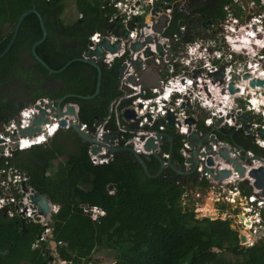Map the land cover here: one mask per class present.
Segmentation results:
<instances>
[{
  "label": "trees",
  "instance_id": "trees-1",
  "mask_svg": "<svg viewBox=\"0 0 264 264\" xmlns=\"http://www.w3.org/2000/svg\"><path fill=\"white\" fill-rule=\"evenodd\" d=\"M74 1L79 16L67 22L63 18L66 0H0V53L8 45L21 14L34 4L48 30L37 53L53 68L83 56L93 33L106 32L113 24L109 22L112 8L106 6V0ZM254 1L262 4V0ZM231 2L219 0V11L211 17L224 19V7ZM261 6L264 8V4ZM42 35L38 15L28 14L11 48L0 57V123L14 118L39 98L57 101L66 94L87 95L96 90L98 69L94 66L76 60L60 73L51 74L36 59L32 46ZM120 69L118 60L112 66L102 64L100 93L90 99L73 96L65 101L78 103L79 119L90 130L110 114L112 101L123 94ZM130 102L123 99L121 107ZM110 116L108 125L117 130L114 113ZM200 127L205 126L201 123ZM166 130L173 136L171 159L184 165L182 136L171 126ZM170 144L164 137L161 150L169 152ZM89 150L90 144L82 141L78 153L67 152L56 134L47 143L15 151L10 158L9 165L15 163L27 170L30 184L59 204L50 226L53 239L62 241V259L70 264H101V258L93 254L114 249L118 264H264V239L242 246L231 219L198 217L194 207L183 203L185 182L193 180L208 186V180L178 174L171 166L151 177L126 151L114 153L109 162L95 164ZM256 150L264 154V149ZM65 154L68 161L51 172L54 160ZM147 165L151 173L160 169L156 157L147 160ZM94 207L104 213L94 218V210L90 209ZM44 229L41 223L18 215L11 217L0 209V264H41L47 241L37 244V239Z\"/></svg>",
  "mask_w": 264,
  "mask_h": 264
},
{
  "label": "built area",
  "instance_id": "built-area-1",
  "mask_svg": "<svg viewBox=\"0 0 264 264\" xmlns=\"http://www.w3.org/2000/svg\"><path fill=\"white\" fill-rule=\"evenodd\" d=\"M106 1V6L112 8L109 22L113 24L106 32L93 33L89 48L83 56L98 60L99 56L91 54V51L101 39L108 38L111 42L120 39L121 47L117 52L104 51L102 64L112 66L118 60L121 64L120 71L123 64H126L123 74L120 75L123 94L112 101L110 114L102 119V123L98 122L96 127L90 130L88 125L81 121L82 128L100 139L107 131L119 132L121 137L114 139V143L132 144L139 154L151 152L145 148V144L150 136H155L158 150L166 162L171 159V153L161 150L163 140L158 142L156 131L166 130L171 126L182 136L180 153L184 157V165H181L184 169L193 166L188 160L194 147L189 139L191 133L197 131L203 136L209 132V137L214 136L215 140L209 139L200 146L195 174L197 179H206L210 185L195 184L193 180L185 182L183 203L194 207L192 200L201 199V208L213 193L215 214L224 212L225 217L222 219L232 220L230 215L238 218V224L242 227L238 230L240 237L241 234L246 237L245 241L240 240L242 246H251L264 239V195L262 188L255 185L256 178L250 174L252 169L264 167V154L256 150L264 149V136L260 133L264 130V84L250 83L253 79H264V50H260V47H264V16L261 12L254 13L238 31L236 25L239 24L240 15L238 12L235 14L234 6L239 8L240 1L232 0L224 7L225 18L220 19L224 31L222 40L219 42L216 38H209L205 42L204 39H194L188 34L186 24L181 23L183 20L180 14L184 10L178 5V0ZM254 2L257 5L256 1ZM164 15L167 16V21L162 30L157 31L155 24ZM124 30H128L127 36L123 35ZM247 32L249 34L245 37L244 33ZM254 33L256 36L253 38L260 42L254 41L257 46L251 44V48H247L245 38L251 39ZM149 36L152 40L147 42ZM137 41L142 42L143 47L134 50L132 44ZM158 42L162 45L163 53L157 48ZM130 57L134 60L140 58L142 68L150 65L157 67L162 75L158 85L145 87L139 82H134L131 77L134 76L135 80L139 81L141 68L134 67ZM221 68H224L222 79L214 76ZM246 73L249 76L244 78ZM237 75L241 79H236ZM230 83L234 84V91L230 90ZM123 99H131V102L121 107ZM50 102L56 105L54 100L39 98L24 106L14 118L0 123V146L4 147L0 150V161H3L0 163V209H4L11 217L18 215L26 221L41 223L45 229L39 235L37 244L47 241L45 246L51 242L52 228L39 204L33 199L37 190L30 184L27 170L15 163H9L12 162L10 158L15 151L47 143L62 128L70 129V120H74V116H57L56 109L52 110L50 106H46ZM70 104H73L72 101L66 102L63 110ZM42 108L47 111L45 116L48 121L43 124L41 131L34 135L22 134V129L33 125L34 117L40 114ZM76 108L79 110V105H76ZM127 109L134 110L136 116L126 117ZM111 112L116 117L117 130H112L108 125ZM170 113L174 116L172 124L169 120ZM245 115L251 117L247 119ZM62 118L67 119V126L60 124ZM189 118H193L195 122L190 124ZM157 122L160 123L155 128ZM201 123L204 128L200 127ZM127 132L133 135L126 137L124 134ZM234 132L239 134L238 137L233 136ZM225 150L228 151L229 157L221 154ZM89 152L95 164L109 162L113 157V153L104 146L95 153L90 147ZM209 158L213 159V164H209ZM235 162L245 168L243 175L235 166ZM222 169L231 170V174L217 179L215 174ZM205 191L209 192L206 199ZM49 204L51 215L58 212L59 204L51 200ZM199 207H194L198 217L201 213ZM90 209L104 213L97 207ZM93 217L96 218L97 215ZM58 244H61V241H58ZM60 252L58 247L53 261L60 258ZM53 261L51 264H55Z\"/></svg>",
  "mask_w": 264,
  "mask_h": 264
},
{
  "label": "water",
  "instance_id": "water-1",
  "mask_svg": "<svg viewBox=\"0 0 264 264\" xmlns=\"http://www.w3.org/2000/svg\"><path fill=\"white\" fill-rule=\"evenodd\" d=\"M30 13H36L38 15V17L40 19L42 30H43L42 37L34 42V44L32 46V52H33L34 56L36 57V59L39 62H41L50 71L51 74L60 73L69 64H71L73 61H76V60L86 62V63H88V64H90V65H92L98 69L97 87H96V90L93 94L82 95V94L70 93V94H66V95L60 97L56 101L55 106L52 105L51 102L46 104V106H50L52 110L56 109V115L57 116H64L65 114H69V115L74 116L75 119L70 120V129H72L75 133H77V135L82 139L83 142L90 144L92 152H94V153L98 152L99 150H101V147L104 146L108 149V151L110 153H113V154L118 152V151H126L127 153H131L136 157L138 162L142 165L144 171L151 177H157V176L161 175L165 167L171 166L178 174L194 175V178H197V174H195V170H196L197 163H198L197 154L199 152V148L203 144L204 141H208L209 139L215 140L214 136L209 137V132H207L203 136H200L197 131H193L191 133L189 139L192 142L194 147L192 150V156L188 160L193 163V166L190 169H184L181 165H177V161H173L172 159H169L168 161L165 162L162 154L158 150V144L155 141L156 140L155 136H150L148 138L146 144H145V148L151 152L139 154L135 151L132 144L131 145H127V144L116 145L114 143V139H119L121 137V134L119 132L107 131L103 134L102 138L100 139V138H97L96 135L91 134L89 131L82 128V124H81V121H80L79 115H78V110L76 108V105H78L77 102H72L73 104L68 105L66 107V110H63V106L66 103L65 101L69 97H73V96L75 97L76 96V97H80V98L90 99V98H93L94 96H96L97 94L100 93L101 84H102V60L104 58V51L109 50L110 52H117L121 47V45H120L121 40L120 39H118L117 41H114V42H111L108 38L101 39V41L96 45V48L91 51L92 52L91 54H95V55L99 56L98 60L96 58H90L87 56H79V57H75V58L70 59L61 68H53L37 53V50H36L37 46L45 41V39L48 35V30L45 26V22H44V18L42 17V14L39 12V10L33 4V6L31 8L26 10L19 17L18 22L15 26L14 32L12 34V37H11L8 45L6 46V48L0 53V57L4 56L8 52V50L11 48L12 44L14 43V41L17 37V34H18L19 29H20L22 21ZM166 21H167V16L166 15L162 16L160 21L157 24H155V29L157 31H161L162 27H163V25H165ZM201 21H202V19L200 18L197 21H193V23L196 25V24H198L197 22H201ZM210 22H211L210 20H205L203 22V24L209 25ZM181 23H184V21H182ZM123 35L127 36L128 30H124ZM151 40H152V37L149 36L147 38V42H150ZM142 47H143V43L139 42V41L134 42L132 44V48L134 50H139ZM157 48L161 53L164 52L162 45L159 42L157 43ZM146 52L147 53L149 52V48L146 49ZM87 55H89V53H87ZM129 59L132 62L134 67H136L137 69L141 68L140 73H139V78H140L139 81H136L134 76L131 77V79L134 82H139L145 87H149L152 85H158V80L160 79V77L162 75L159 72V69L157 67L150 65V66H147L145 68H142L143 64H142L140 58L134 60L130 57ZM123 67L125 68L126 64H123ZM123 67H122V70L120 71V75L123 74ZM223 73H224V68H221L219 70V72H216L214 74V76L222 79ZM248 76H249L248 73L244 74V78H247ZM235 78L238 80L241 79V77L238 75ZM250 83H251V85H255V84L263 85L264 79H253ZM230 90L231 91L235 90L233 83H230ZM46 112H47L46 109L42 108L40 110V114H37L34 117L33 125L31 127L22 129V131H21L22 134L28 133L30 135H34L37 132L41 131L43 124L48 121V117L45 116ZM125 115H126V117L131 118V117L136 116V113L132 109H127L125 112ZM244 117L248 119L251 116L245 115ZM169 120H170L171 124L174 123V116L172 113L169 114ZM99 122L102 123L103 120H100ZM188 122L190 124H192L195 121L193 118H189ZM218 123H219V121L216 124H218ZM60 124L62 126H67V124H68L67 119L62 118L60 121ZM0 129H2V126H0ZM260 133L262 136H264V130H261ZM156 135H157L158 142L162 141L164 137L169 139V141L171 143L169 152L171 153L173 151V136H171V134L167 130H158V131H156ZM2 149H4V147L0 146V150H2ZM221 154L225 157H229V153L227 150L222 151ZM154 157H156L160 161V169L156 173H151L149 170V167L147 165V160H150ZM208 162H209V164H213V159L209 158ZM235 166L240 171V173L243 175L245 168L243 166H241L239 164V162H235ZM207 170L209 172H212V170L210 168H207ZM230 174H231V170L222 169V170H218V172L215 174V177L217 179H222V178L228 177ZM250 174L256 178L255 185L258 188H262V194L264 195V167L261 166L259 168H254L251 170ZM33 199H34V201H36L39 204L42 212L46 215L47 221L50 222L52 220V215L50 214L49 197L46 194H41L37 191L36 194H34ZM37 219L39 220L40 217L38 216ZM245 240H246L245 235L241 234V241H245ZM51 244L56 246L57 241L55 239H52ZM45 252L47 255L42 260L41 264H43L45 262H51V261H53V259L56 258V254H57L56 249L51 248V247H46ZM49 252H52V253L49 254ZM46 258H49V259H47V261H46ZM55 264H66V261L61 259V257H60V258H57V260L55 261Z\"/></svg>",
  "mask_w": 264,
  "mask_h": 264
},
{
  "label": "rangeland",
  "instance_id": "rangeland-1",
  "mask_svg": "<svg viewBox=\"0 0 264 264\" xmlns=\"http://www.w3.org/2000/svg\"><path fill=\"white\" fill-rule=\"evenodd\" d=\"M239 1H240L239 5L241 6L242 10H240L238 8V6H236V5L234 6L235 14H236V12H238L240 14V16H238V18H239L238 23L239 24L236 25L238 31L242 27L245 26L247 21L253 16L254 13L261 12V15L264 16V8L261 5H256L253 0H239ZM66 2L68 3V6H67V8L63 14V18L65 21L70 22V21L74 20L76 18V16L79 15V13H78V10L76 8V4H75L74 0H66ZM263 3H264V0L262 1V4ZM224 22H226V20H224ZM247 29H249V27H247ZM57 136H58L59 144L63 148H65V150L67 152L78 153V151L80 150V147H81L82 139L80 137H78L72 129L62 128L60 130V132L57 134ZM67 161H68L67 154L58 157V159L54 160V168L50 171L52 172L53 170H56L59 167L60 163L65 164ZM56 166H58V167H56ZM208 194H209V192L205 191V196H206L205 199L207 198ZM210 197H213L212 193L210 194L209 198ZM201 201H202L201 199L192 200L194 207H196L197 205L199 207L203 203V202L201 203ZM205 204H203V206L201 208L199 207L200 208L199 211L201 213H199L198 215L200 217H203L204 214H207V215L210 214L211 215L210 218H217V217L224 218L225 217L224 212H219L216 214L214 213L215 212L214 204H212V207L214 208L213 213H210L209 208L205 207ZM230 216L233 218L232 219V226L235 228H238V230H240V228H242V227L238 224V218L236 216H234V217L232 215H230ZM57 248L58 247H54V249H56V250H57ZM51 253L52 252H49V254H51ZM116 254L117 253L114 249H102V250L96 252L95 254H93V257H100L101 258V264H118ZM46 255L47 254L45 252V256ZM47 259H49V258H46V261H47ZM53 262H55V261H53ZM68 264H70V263H68Z\"/></svg>",
  "mask_w": 264,
  "mask_h": 264
},
{
  "label": "flooded vegetation",
  "instance_id": "flooded-vegetation-1",
  "mask_svg": "<svg viewBox=\"0 0 264 264\" xmlns=\"http://www.w3.org/2000/svg\"><path fill=\"white\" fill-rule=\"evenodd\" d=\"M178 5L184 10L180 18L186 24L190 36L204 39L205 42L209 38H216L219 42L222 40L224 31L220 19L211 17L219 11V0H178ZM200 18L202 21L195 25L193 21ZM205 20L211 21L209 25L203 24ZM235 135L238 137L239 134L234 132L233 136L236 137Z\"/></svg>",
  "mask_w": 264,
  "mask_h": 264
},
{
  "label": "bare ground",
  "instance_id": "bare-ground-1",
  "mask_svg": "<svg viewBox=\"0 0 264 264\" xmlns=\"http://www.w3.org/2000/svg\"><path fill=\"white\" fill-rule=\"evenodd\" d=\"M246 34H249V32L244 33L245 37H247ZM254 36H256V33L252 34L251 39H250L249 36H248L249 38H245V41H244V42H245L247 48H251V44H253L254 41H256V42H260L259 40H255V38H253ZM212 194H213V193H212ZM213 200H214V196L208 198V200H207V204H205V207L209 208L210 213H213V212H214V208L212 207ZM209 205H210V206H209ZM214 213H215V212H214Z\"/></svg>",
  "mask_w": 264,
  "mask_h": 264
},
{
  "label": "clouds",
  "instance_id": "clouds-1",
  "mask_svg": "<svg viewBox=\"0 0 264 264\" xmlns=\"http://www.w3.org/2000/svg\"><path fill=\"white\" fill-rule=\"evenodd\" d=\"M91 42V41H90ZM253 44L255 45V46H257V44L256 43H254L253 42ZM260 50L262 51V50H264V47L262 46V47H260ZM30 149V148H29ZM28 150V149H27ZM50 200V199H49ZM93 211V210H92ZM97 213L98 212H95L94 211V215H97ZM99 214H101V213H99ZM51 222V221H50ZM53 239V237L51 236V239H50V241ZM61 245H62V241H61V244H58V241H57V245L56 246H54L53 244H51V242H50V244L48 245V246H45V248L46 247H51V248H54V247H60V249H61ZM46 257V256H45ZM61 257V256H60ZM62 259V258H61ZM64 260V259H63ZM66 262H68L67 260H65ZM69 263V262H68Z\"/></svg>",
  "mask_w": 264,
  "mask_h": 264
},
{
  "label": "crops",
  "instance_id": "crops-1",
  "mask_svg": "<svg viewBox=\"0 0 264 264\" xmlns=\"http://www.w3.org/2000/svg\"><path fill=\"white\" fill-rule=\"evenodd\" d=\"M78 16H79V15H78ZM78 16H76V18H77ZM76 18H75V19H76ZM75 19H74V20H75ZM72 21H73V20H72ZM59 132H60V131H59ZM59 132H58V133H59ZM58 133H57V134H58Z\"/></svg>",
  "mask_w": 264,
  "mask_h": 264
},
{
  "label": "snow or ice",
  "instance_id": "snow-or-ice-1",
  "mask_svg": "<svg viewBox=\"0 0 264 264\" xmlns=\"http://www.w3.org/2000/svg\"><path fill=\"white\" fill-rule=\"evenodd\" d=\"M252 199L255 200V197H253Z\"/></svg>",
  "mask_w": 264,
  "mask_h": 264
}]
</instances>
